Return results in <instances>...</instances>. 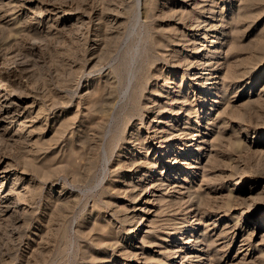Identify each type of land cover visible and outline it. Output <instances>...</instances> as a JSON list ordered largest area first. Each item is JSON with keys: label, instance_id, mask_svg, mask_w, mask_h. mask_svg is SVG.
Returning a JSON list of instances; mask_svg holds the SVG:
<instances>
[{"label": "rangeland", "instance_id": "1", "mask_svg": "<svg viewBox=\"0 0 264 264\" xmlns=\"http://www.w3.org/2000/svg\"><path fill=\"white\" fill-rule=\"evenodd\" d=\"M0 264H264V0H0Z\"/></svg>", "mask_w": 264, "mask_h": 264}, {"label": "bare ground", "instance_id": "2", "mask_svg": "<svg viewBox=\"0 0 264 264\" xmlns=\"http://www.w3.org/2000/svg\"><path fill=\"white\" fill-rule=\"evenodd\" d=\"M3 197H5V195H3ZM254 209H250L247 213H243V215H240L238 217H236V219H247L252 215V211Z\"/></svg>", "mask_w": 264, "mask_h": 264}]
</instances>
